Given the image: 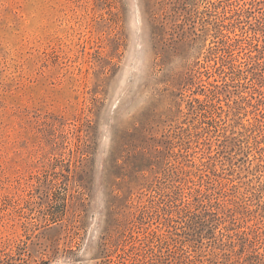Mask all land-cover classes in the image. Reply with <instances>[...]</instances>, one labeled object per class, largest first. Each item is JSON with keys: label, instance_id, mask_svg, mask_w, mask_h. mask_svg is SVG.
<instances>
[{"label": "rangeland", "instance_id": "obj_1", "mask_svg": "<svg viewBox=\"0 0 264 264\" xmlns=\"http://www.w3.org/2000/svg\"><path fill=\"white\" fill-rule=\"evenodd\" d=\"M0 264H264V0H0Z\"/></svg>", "mask_w": 264, "mask_h": 264}]
</instances>
